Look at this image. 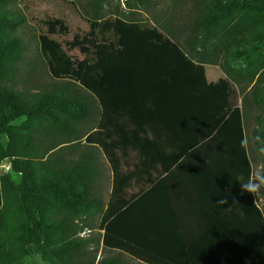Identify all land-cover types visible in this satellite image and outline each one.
Returning a JSON list of instances; mask_svg holds the SVG:
<instances>
[{"label":"trees","instance_id":"obj_1","mask_svg":"<svg viewBox=\"0 0 264 264\" xmlns=\"http://www.w3.org/2000/svg\"><path fill=\"white\" fill-rule=\"evenodd\" d=\"M203 1L193 38L186 41L188 53L136 21L95 19L88 32H74L59 18L41 22L46 32L38 39L54 80L51 90L0 91V136L8 138L0 139V162L11 161V174L0 177V264L35 255L47 264H130L128 258L141 264H264V210L253 194L241 198L245 220L238 222L251 229V237L237 230L242 244L207 227H182L179 214L168 211L165 178L130 194L142 170L125 115L138 105L164 175L195 157L231 151L247 181L262 154L264 119L252 145L244 127L247 88L253 100L264 99V62L253 61L246 50L258 26L236 36L237 27L230 29L233 1L212 0L214 7ZM95 6L97 13L100 4ZM250 9L245 3L240 18ZM19 23L15 15L10 26ZM69 36L70 41L58 38ZM198 38L201 49L212 45L210 54L223 58V69L196 51ZM75 51L79 58L70 54ZM10 55H0V82L16 57ZM16 121L22 123L15 126ZM82 144L102 151L113 173L107 202L85 159L55 161ZM96 217L101 242L91 247L96 240L80 234L83 227L92 230ZM8 220L14 231L7 229Z\"/></svg>","mask_w":264,"mask_h":264},{"label":"rangeland","instance_id":"obj_2","mask_svg":"<svg viewBox=\"0 0 264 264\" xmlns=\"http://www.w3.org/2000/svg\"><path fill=\"white\" fill-rule=\"evenodd\" d=\"M150 6L142 4L136 0H11L9 2H0V55L8 57L10 54L15 55L7 70L6 79L0 82V91L8 90L17 93L38 94L51 90L54 80L41 55L39 36L46 32L44 25L41 23L47 17L59 18L65 21L74 32L78 29L88 32L91 21L95 19H123L126 21H136L142 27L155 28L174 42L179 43L184 51L188 53L186 41L192 37L194 22L200 14L199 10L204 6L203 0H152ZM212 0H207V4L214 7ZM230 29L236 26L235 35H241L249 26L259 30L258 35L253 36L252 48H246L251 53L253 61L261 59L264 62V0H232ZM229 2V1H228ZM248 3L251 9L240 18V12L243 6ZM100 4V9L95 12V5ZM17 15L20 23L11 27L10 22ZM4 17V18H2ZM240 18V19H239ZM6 20V21H2ZM199 35H204L200 32ZM204 37V36H203ZM60 41H70V37H58ZM240 37L234 39L238 40ZM200 38L194 40V47L198 53L206 52L207 61L219 65L222 69L223 58H216L210 53L213 52V46L208 45L206 49L200 48ZM114 46L113 48H118ZM71 55L80 57L78 52H72ZM11 56V55H10ZM5 59H8L6 58ZM12 57V56H11ZM10 57V61H11ZM197 60L201 58L195 57ZM252 87L247 88L244 93L249 96V102L245 110V126L249 136V145L254 140L258 141L254 133L261 130V123L264 119V99L260 96L259 101L253 100ZM242 101V98L241 100ZM241 104V102H240ZM130 127L135 145L145 167L147 180L152 181L157 168V160L154 155L153 147L150 143V135L146 128L140 106L131 110L126 119ZM22 121L13 123L19 126ZM2 143H7L8 138L0 136ZM128 144V141H127ZM131 150L130 144L128 146ZM131 154V152H130ZM256 162L254 163L255 178L264 172V155L258 152ZM144 169V168H143ZM159 171V168H158ZM160 172V171H159ZM11 174V161L5 159L0 162V177ZM109 174V172H108ZM101 180L98 185V192L103 199H108L111 188L110 175ZM17 180L18 176H14ZM264 186H261L257 192L259 205L264 210ZM263 194H262V193ZM112 193V192H111ZM106 199V200H107ZM92 223V230L84 229L80 234L85 240L94 239L96 245L101 242V233L99 231V222ZM13 220H8L6 227L14 231ZM88 242V241H87ZM90 246V245H89ZM88 246V247H89ZM90 247V248H91ZM101 253V252H100ZM40 256H29L22 258L19 264H39ZM130 264H141L133 259L128 258ZM46 264V263H42Z\"/></svg>","mask_w":264,"mask_h":264},{"label":"crops","instance_id":"obj_3","mask_svg":"<svg viewBox=\"0 0 264 264\" xmlns=\"http://www.w3.org/2000/svg\"><path fill=\"white\" fill-rule=\"evenodd\" d=\"M131 110L125 115L126 119ZM129 130L131 131L130 127ZM83 144L77 146L75 150L72 149L61 153V156L55 159V161L59 160L63 163L67 160L78 161L85 159V164L91 168L90 173L98 174V176L96 175V191L98 192L99 182L107 178L108 172L112 188L113 173L110 171L109 164L105 160L104 153L88 149V146L86 147ZM212 153H214V156L209 158L195 157L186 166L184 165L171 175H164L157 162L155 165L157 171L153 175L152 181H149L145 174V167H143L144 163L141 157H139L136 148V154L139 159L137 162L138 164L140 163L142 170V180H137L138 184L130 189V194L137 196V194L139 195L142 191H147L165 178L164 190L168 194V211L173 214H179L178 217H181L179 223H181L182 227H207V229L217 230L220 236L230 234L231 237H234V244H242L243 242L240 241V237L237 238V230H245V235L251 237V229L248 228L247 224L243 228H240L241 226L238 222L241 220V223L245 220V210L241 209V198L246 196V192H241V186L237 182V177L243 176L246 182L247 176L237 167L231 151H222L219 154ZM254 174L255 172L251 175V178H255ZM111 188L108 196L112 192ZM253 195L255 196V203L262 208L258 203L257 193ZM222 198L227 203H217ZM106 199L105 201L107 202L109 197ZM246 204V208L251 205L250 202ZM97 221L100 222L99 217H97ZM240 235L242 234L240 233ZM100 252L98 259L102 258V247ZM42 263L46 262L41 259L39 264Z\"/></svg>","mask_w":264,"mask_h":264},{"label":"clouds","instance_id":"obj_4","mask_svg":"<svg viewBox=\"0 0 264 264\" xmlns=\"http://www.w3.org/2000/svg\"><path fill=\"white\" fill-rule=\"evenodd\" d=\"M259 151L264 154V146L260 147ZM237 182L241 186V192L242 193H250L254 194L257 193L261 186H264V178L256 177V178H249L246 182L244 181L243 176L237 177ZM217 203L219 204H225L227 201L225 199H220Z\"/></svg>","mask_w":264,"mask_h":264}]
</instances>
